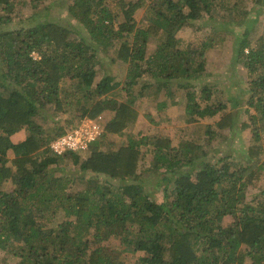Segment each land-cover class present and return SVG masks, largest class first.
<instances>
[{
	"label": "trees",
	"instance_id": "obj_1",
	"mask_svg": "<svg viewBox=\"0 0 264 264\" xmlns=\"http://www.w3.org/2000/svg\"><path fill=\"white\" fill-rule=\"evenodd\" d=\"M32 1L36 8L66 1L68 14L86 33L52 20L2 32L13 20L15 0H0V187L8 179L15 186L0 188V249L23 256L21 264H264V164L258 160L264 145L250 146L243 156L229 153L209 160L194 141L174 146L170 133L138 138L142 130L130 128L138 126L146 105L150 127L156 121L151 104L163 108L178 89L185 92L191 121L225 108L202 104L212 97L208 84L199 97L189 88L208 71V42L189 43L177 34L193 20L211 18L223 2L230 11L231 1ZM139 9L144 24L135 17ZM214 24L227 29L225 23ZM248 29L235 55L249 70L248 103L258 110L249 114L251 129L260 141L264 35L250 45ZM153 39L156 45L149 53ZM103 60L112 67L127 65L124 87H118L116 75L98 77ZM161 93L165 98L159 100ZM124 94L134 98L122 101ZM47 106L82 117L106 110L115 115L81 161L80 151H52L51 142L67 131L44 130L38 123L36 116ZM236 120L229 112L218 126L234 133ZM23 129L25 139L15 143L12 136ZM121 138L125 143L118 145ZM106 139L112 144L108 151L102 148ZM147 145L153 155L149 173L159 174L161 197L143 193L138 182ZM65 159L75 167L60 168ZM250 186L261 191L250 197ZM227 217L231 220L225 224ZM111 238L120 244H111ZM131 254L136 260L128 263Z\"/></svg>",
	"mask_w": 264,
	"mask_h": 264
},
{
	"label": "rangeland",
	"instance_id": "obj_2",
	"mask_svg": "<svg viewBox=\"0 0 264 264\" xmlns=\"http://www.w3.org/2000/svg\"><path fill=\"white\" fill-rule=\"evenodd\" d=\"M32 0H15V8L13 11V20L7 25L3 26V31L15 30L22 28L24 26L28 27L30 25L36 24L40 21L52 20L63 23L68 26H73L76 30L85 32L84 26L81 25L76 19H73L71 15L68 14V5L66 1L57 2L55 5L40 4L39 7L34 6ZM231 10L227 9V3L223 2L221 9L219 7L212 11V17L208 19L209 16L204 18H199L193 20L192 23L186 25L182 28L177 36L183 40L191 43L200 44L204 41L208 42V46L204 51V58L207 63V73H201L202 80H193V84L189 88L197 92V95L201 94V88L203 85L208 84L212 88V97L208 101H202V104L206 103L219 105V103L224 104L225 108L214 115L205 118H200L197 121H191L190 116L186 112V97L185 92L182 89L175 90V97L167 98L169 104L165 105L163 108H156V105H152L154 108V113L156 117L155 122H151L150 127H146V117L147 109L149 110L150 105H146L145 109L140 111V117L138 119L137 127H130L133 131H137L140 128L142 132L138 134V138L144 135L151 136L153 134H163L170 133L172 136V144L174 146H180V144L185 141H194L199 145V152L204 153V158L206 159H218L220 156L225 154H233L235 157L243 156L244 151L252 145L262 143L264 145V130H261V139L257 141L254 139L253 130L251 127L254 125L250 119L251 113H255L258 110L248 103V96L250 92L248 91V86H246V81L249 77V70L243 66L242 62L238 61L236 58L237 45L240 44V39L243 33L249 30V35L247 40L250 41V45L255 43L262 35H264V0H230ZM38 9L39 12H35ZM135 17L139 20L140 24L145 23L144 10L139 9ZM225 23L227 26L226 31L215 25L214 22ZM212 22V23H211ZM86 33V32H85ZM156 45V40L153 39L150 43L149 53L154 51ZM248 47L246 48V53ZM37 56V53H33ZM99 58L104 55L98 52ZM100 72L98 77L102 75L113 74L119 79L118 87L124 86L125 75L127 74V65L123 63L117 64L112 67L107 61H102L100 64ZM97 81V79H96ZM123 100L134 98V95L124 94ZM164 93H161L159 100L164 99ZM127 99V100H128ZM199 99V98H198ZM229 112H233L236 117V127L237 130L233 133L229 129H221L218 126V121ZM106 120H110L115 112L111 114L110 110L103 112ZM80 114V115H78ZM72 117V118H71ZM71 118V123L67 122L66 119ZM81 113L76 112H56L54 107L47 106L40 109L36 120L42 125L43 129H52L53 127L63 128L65 131H69L74 127L80 125L84 120ZM242 122L250 123V127L247 129H242ZM23 137L27 135L28 131L23 129ZM211 132L217 134V137H211ZM225 134L228 137H225ZM126 138H121L118 141V145L125 143ZM22 141V140H21ZM15 142V143H20ZM149 146L143 148L141 152L140 159L141 167L138 168V174H140V182L143 185V193H148L150 196H160L162 195V190L159 185L160 179L159 174L149 173L150 162L153 155L149 153ZM102 148L106 151L112 148V144L105 140ZM145 152V153H144ZM10 155H13L12 150H10ZM88 152L80 153L81 161L88 157ZM50 156H55L53 152L50 151ZM60 163V168L70 167L73 169L75 166L69 163L70 159H65ZM260 162L264 164V155L260 159ZM153 168V167H152ZM74 170H80L74 169ZM143 171V173L141 172ZM59 170L58 172H60ZM81 171V170H80ZM153 177L151 183L148 179ZM126 181H133L132 179H127ZM261 187H264V179L261 180ZM14 184L11 179L3 182L0 187L2 190L11 191L14 188ZM260 188L249 187L248 195L253 197L261 191ZM121 190V189H120ZM60 215L64 217L65 212L61 209L59 211ZM231 220V217H227L225 224ZM119 240L111 238V244L115 245V242ZM105 245H109V242H104ZM138 254V253H137ZM136 260V255L131 254L128 257L127 262L131 263ZM23 263V256L13 255L11 253H6L5 250L0 249V264H21Z\"/></svg>",
	"mask_w": 264,
	"mask_h": 264
},
{
	"label": "built area",
	"instance_id": "obj_3",
	"mask_svg": "<svg viewBox=\"0 0 264 264\" xmlns=\"http://www.w3.org/2000/svg\"><path fill=\"white\" fill-rule=\"evenodd\" d=\"M55 138L51 142V148L54 153L61 154L64 150H76L84 152L89 145L102 133L103 126L97 120L90 118Z\"/></svg>",
	"mask_w": 264,
	"mask_h": 264
},
{
	"label": "clouds",
	"instance_id": "obj_4",
	"mask_svg": "<svg viewBox=\"0 0 264 264\" xmlns=\"http://www.w3.org/2000/svg\"><path fill=\"white\" fill-rule=\"evenodd\" d=\"M124 87V86H123ZM111 111V110H110ZM113 113V111H111V114ZM85 118H90V119H93V120H97V121H99L100 123H101V125L103 126V128H104V124H106V122H108V120H106L105 119V115H104V113H101V115H99V116H97V117H90V116H86V117H84V119ZM101 135V134H100ZM99 135V136H100ZM98 136V137H99ZM95 141V140H94ZM93 141V142H94ZM88 150V149H87ZM84 151V152H88V151ZM80 153H82V152H80Z\"/></svg>",
	"mask_w": 264,
	"mask_h": 264
},
{
	"label": "crops",
	"instance_id": "obj_5",
	"mask_svg": "<svg viewBox=\"0 0 264 264\" xmlns=\"http://www.w3.org/2000/svg\"><path fill=\"white\" fill-rule=\"evenodd\" d=\"M22 135H23V131L21 130V131L15 133V134L12 136V140H13L14 142H19V141H21V140L23 141V140L25 139V136L23 137Z\"/></svg>",
	"mask_w": 264,
	"mask_h": 264
}]
</instances>
